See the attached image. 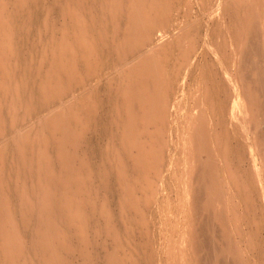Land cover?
Masks as SVG:
<instances>
[{"label":"bare ground","instance_id":"6f19581e","mask_svg":"<svg viewBox=\"0 0 264 264\" xmlns=\"http://www.w3.org/2000/svg\"><path fill=\"white\" fill-rule=\"evenodd\" d=\"M56 1V4L59 3V7H61L60 10H62V14H65L67 17L69 16V22L70 18L71 22L64 24V22H66L64 20L67 17L65 16V19H62L64 26L62 28L60 26V31H57L60 33L62 29V34L60 33V37L55 36L49 46L45 45L47 48H43V50L39 52L37 60H39L40 66L38 65L39 68L37 67L36 71L33 64H30L32 62L30 59L31 62L28 66L26 67L25 65L26 68L23 66L24 69L18 74V72L16 73V70H18V67L20 66L18 61L20 58V46L17 38L20 31L24 30L30 25V23H32L28 22V20V24H22L19 22L18 17L20 16V11L29 2L28 0H0V140L3 138L2 136H6L8 133V126L10 124L8 125L6 120L7 112L10 113V117L12 118L9 119H12V126H14L18 121L20 116L19 112L22 105L24 106V101L26 102L25 105H27V112L31 114L33 112H38L42 108L49 107L53 102L55 103L63 100L65 95L67 96L73 91L76 84H87V79H89V81L91 80L90 78L84 79L85 74L83 71L85 69L83 68L84 70L82 71L80 67L82 63H85V66L87 67L86 77H90V75L97 77L100 75L99 73V75L95 73H97V68L101 62L97 61L95 64L94 61L99 58L101 51H104L103 48H107L108 50L111 49L114 54H117L115 58L117 57L119 59L116 58L117 62H114L115 64L120 65L123 62V67H125V64L129 65L127 68H123L124 70L121 72L119 70L120 67H117L118 69L116 68L115 70H119L116 71L119 72L118 75H114V71V74L111 73V77L107 78V82L111 83L115 82H112L109 78H112L113 80L114 76H116L117 80L116 89L112 94V97L115 96L117 103L116 106L115 104H112L113 106L111 107L113 108V112L111 113L113 116H109L112 119L111 125L115 124L117 131L115 130L116 132L114 134L110 133L112 141H108L110 144L108 146L106 145V149L103 151L104 156L108 158L109 162L107 159L106 161L111 166H106L107 162L105 161L106 164L104 167L108 168L103 169V171L96 173V175L94 172L92 173V171H88V169L91 170L89 166L90 160L85 159L84 155L83 158L80 155L81 151L79 152V148L73 145L74 143L83 140V137L86 136L85 131L83 130V132L80 128H73L70 123L64 126L57 124L52 125L48 122L50 120H48L46 116V119L43 118L44 120L36 129H33L32 131L28 130V132L25 133L20 131V129L19 132L21 134L18 133L19 135L16 136L15 133L17 132H15V135L13 134L14 137L10 136L12 138L11 142L3 141L2 143L1 141L0 264H18V258L23 252L32 253L34 257L37 256V258L41 259L40 261L44 260L41 264H94V256L92 252L89 251L88 246L96 241L94 242L93 238L91 239L89 237L88 230L93 224L92 214H95L98 205L94 198H89V195H91L90 193H94V190L90 191V189L92 188L91 186L96 177H98L101 183L106 186H103L104 189L107 190L111 188L115 182L119 187V190L120 187L122 190L123 196L121 197L119 193L118 195L120 198H118L121 199V205H119L122 206L123 215L126 219L121 218V220H127L128 222L127 225L122 222V224L125 225L123 229L117 228L116 224L113 223L115 220V217L113 218L114 213L112 214L110 209L102 208L105 217L103 227L113 236L117 247H123L125 243L129 244H126L129 248L130 245H132L131 236L129 235L130 232H132L131 228L133 229L134 227L130 226L132 225L130 221L133 216L135 217L140 213L142 216L140 217L142 222L141 226H146L148 228L150 221L148 222V219L146 218V214L149 212L145 213L146 208L151 207L150 209L152 210L153 205V208H156L158 214L164 213V215L168 217L166 218L167 221L171 218L168 216L170 213L169 210L173 212V209L170 206L171 203H169L170 201L167 202L166 207L163 208L162 203L164 197L160 194L162 193L160 190L162 187L159 188L160 185L159 187L157 186L159 183L156 184V181H154V179L152 180L151 176H154L155 173V176H158L159 174L165 176L162 174L165 165L162 163V159L164 158L162 157L164 147L161 145L164 137L167 138L168 136L166 131H171L172 129L170 126L171 123L174 125L169 111L168 96L171 93V89L173 90V87H175L176 79H178V68L184 66L183 63L186 62H189L188 66L190 62L191 65L194 64V62L191 61V58L192 54L195 52V45L193 44L194 40L192 38L190 49L183 54L180 47L177 45L173 44L166 47L163 45L160 46V43H156L155 39L157 28L159 26L165 22L168 23L171 21L170 25L167 24L168 28L169 26L171 28L176 27V21L182 16H187L189 14L193 0ZM221 1L222 0H208V4H210L213 9L214 6H217L216 9H220V5L222 4ZM35 2H37V0H35ZM203 2L206 3L207 0H203ZM9 4L14 5L12 11L9 10ZM210 6L208 5V7ZM227 6L233 7L236 10V14L240 11H243L245 14L243 18L239 20L244 26V35L242 34V40L244 41L243 46L241 43L242 49H239L241 55L240 53L238 54L241 56H238L239 59L241 58V63L238 60V63L240 64V74L238 77L241 81L243 94L246 97H244L243 103L247 100L250 104V110H252L254 114L251 120L256 128L257 152L259 158L261 157L264 162V131L260 126L264 120V0H230V2L227 3ZM86 14L88 15V19L86 18ZM237 17L239 19V16ZM189 21L188 23L190 25L191 23ZM239 21L237 22L239 23ZM123 22H126L125 25H123ZM186 24H184V26L182 24L183 27L181 30L187 27L188 24ZM187 29H190L191 31L192 27H188ZM188 33H190L189 30ZM260 36H262L263 41H261L262 39L258 40V38H261ZM259 42L263 43L260 44ZM205 43L208 44L209 40H206ZM105 51V55H107V50ZM171 51L173 52L172 54ZM176 52L177 55L179 54L178 58L182 60L178 62H182V64L179 63L177 65V72L173 73L174 76L172 78L175 79L177 77L175 83L173 80L170 81L171 78L162 81L165 78L163 76L165 74L164 71L167 73L172 67V64H170V58L175 56ZM213 52H217V50L213 49ZM132 57H134V59ZM130 58H132V60L129 62ZM99 59L101 60V58ZM118 60H120V62H118ZM102 63L105 62L103 61ZM102 63L101 65H103ZM176 64L174 63V66ZM44 66H47V69H43L42 71ZM33 69L34 72L32 71ZM106 76H109V74ZM104 82H102L104 86L101 85L103 89L106 88L105 85H108L107 88L112 89L113 84H106ZM96 85L98 84L96 83ZM233 85L234 79L232 80V86ZM74 89L77 90V87ZM109 91L112 90H108V92ZM85 92H87V90ZM102 92L104 91L102 90ZM9 93H11L12 98L10 97L11 100L8 102L7 99ZM90 93L92 92L89 91V97L87 99L83 97V99L87 100L86 102H84V100L80 102L77 99L75 102V94L72 98V102H74L69 109L79 111L88 106V104L91 105L94 102L97 103ZM81 94L83 95V93ZM81 94L79 92V95ZM84 95L87 94L85 93ZM76 96H78V94ZM104 96L108 97L109 95L106 94ZM173 96L175 95L173 94ZM80 98L81 97H78V99ZM115 100H113V102H115ZM60 102L65 105L62 101ZM197 103H199V101H197ZM97 104H99V102ZM56 106L59 107L58 105ZM93 106L96 107L97 105ZM244 106L246 107V105ZM246 109H249V107H246L245 110ZM57 110H59V108L54 111L56 112ZM65 110L66 109H63L61 106L60 111ZM60 113L64 115L63 112ZM107 116L105 115V119H107ZM239 117L237 116L235 120L239 119ZM83 120H85V118L79 120L81 121L80 125L85 123L88 124V122H86L87 120L85 123H82ZM83 126L85 125H81V128ZM242 126L244 128V125ZM112 127H109V129L111 128L109 132L114 129ZM243 130H245V128ZM243 133L246 132L243 131ZM187 135L192 137H189V139H193V137L195 140L198 139V142H201L204 137H211L207 116L204 114H201V116H189ZM182 136L184 137V135ZM5 139L7 140L8 137ZM173 143L175 142L173 141ZM212 146L213 144L209 138L206 140L204 147L206 150H212L215 153L206 156V159H197L196 157L198 155L194 153L196 149L193 148L191 150V160L186 163L187 177L190 182L185 183L184 181L185 184L182 183L183 188L179 193L180 196L178 195L179 200L181 199V202L179 203H181L180 208L183 215L181 220L180 218H177L173 229L171 230L172 235L168 234V236H165V239H160V241H163L159 243L161 246L159 248L154 246V240L151 241L152 245L151 242L146 245V247L143 244V248H141V245H138L140 242L137 241V245L133 242V244H135L133 250L126 249L127 251H124V247L121 248L124 250H122L123 253H119V256L115 253L109 254L107 264H170L172 263L171 260L174 255H181L182 263L187 264L189 263V252H192L191 261L196 264H244L243 260L239 257V254L232 251V248H234L233 243L232 245H229L230 243L227 244L230 247L232 246L231 249L225 248L229 253L230 251L233 252L232 259L226 257L229 253L225 254L226 252L224 253L223 251L220 254L217 250V239L221 242L223 241L222 243L225 242L222 238L225 236L224 234L227 235V232L231 230L233 222L230 221L227 216L224 208L225 205H221L223 204L222 202L224 201V198H227V193L223 191V186L221 187V181L216 173L218 169H221V177L223 180L227 170V168L225 170V167L228 166V157H225L224 155H227L228 152L223 151L224 148H211ZM168 147L170 146L168 145ZM147 148H149V150L155 148V151L151 150L152 152H150ZM184 148L186 149V146ZM245 148L246 147L243 149ZM190 149L191 148H189V150ZM238 150L239 149H237V151ZM11 151L13 157L11 158L12 160H8L7 154ZM84 154L86 155V153ZM251 154L253 155L254 153ZM174 157L171 159H174ZM216 157L219 159L217 160ZM236 157L239 158L238 155H236ZM195 158L197 160H195ZM252 158L253 157H251V159ZM253 160L255 159L253 158ZM219 165L220 168L218 167ZM171 167L172 166L169 168ZM171 169L169 170L171 171ZM58 170L60 171V177L56 178L55 174H58ZM257 172L258 183L261 188H263L262 191H264V174L260 171ZM13 173L16 178L14 188L11 187L13 184L10 181ZM152 173H154V175ZM218 173L220 174V172ZM155 176L154 178H156ZM169 178L170 177L167 179ZM27 181H30L31 185H28ZM192 181L193 183H191ZM162 182L163 180L161 183ZM163 183L161 184L162 186L165 185ZM255 183L257 182L255 181ZM258 188L259 187L257 186V189ZM242 189L244 190V188ZM260 189L258 191L259 193L261 192ZM111 192H113L111 189L109 192L107 191V193ZM164 194L165 191L163 192V195ZM250 195L253 196L252 194ZM261 197L264 200L263 192ZM250 200L249 202H251ZM119 209H121V207ZM149 214L152 215V213ZM149 214H147V216ZM17 215H20L21 218H18L19 216L17 217ZM94 216L95 215H93V217ZM16 217L19 220H17ZM138 221V224H140V220ZM150 224L152 227V224L154 223ZM12 228L18 230L20 228V230H23L22 232L25 233L29 232V229L31 231L30 244L24 241L21 236L16 239H9L8 230ZM176 232H179L178 239L174 238L173 233ZM220 232H222L221 234L223 237L220 235L222 238H218ZM148 234L142 235H145L147 238V236H150V234ZM163 235L160 237H164ZM156 237H158V235H156ZM132 240L135 241L134 239ZM174 240H179L181 244L178 246L175 245V242L173 245ZM140 241H143V239H140ZM156 241L158 242L157 239ZM231 242H233V240H231ZM218 247H220V245ZM64 252H66V254ZM232 252L230 254H232ZM76 253L81 256L80 258L83 257L82 263H79L78 261V263L76 262V258L78 260V255L76 256ZM164 253L167 255L166 259L163 258L162 254ZM27 257H29V255ZM23 259V262H21L22 264H35L33 262L34 258L31 259L30 257L26 260ZM39 259L36 262H39ZM179 259L181 258L178 257V261ZM96 262L97 261H95V263Z\"/></svg>","mask_w":264,"mask_h":264},{"label":"rangeland","instance_id":"374dc122","mask_svg":"<svg viewBox=\"0 0 264 264\" xmlns=\"http://www.w3.org/2000/svg\"><path fill=\"white\" fill-rule=\"evenodd\" d=\"M186 1H188V0H186ZM224 1L225 0L221 1L222 4L220 5L221 8L219 7L220 9H218V8L216 9L217 6H214V9H213V7H211L210 4H208L209 3L208 0L206 3L203 2V0H201V1L200 0H193V2H192L193 4L189 10L190 11L189 14L187 16H182L178 21H176V24H177L176 27L171 28L169 26V28H168L167 24L170 25V22H171V21H169L168 23L165 22L164 24H162L161 26H159L157 28V35H156V39H155L156 41L155 42L160 43L159 44L160 46L163 45L166 47V46H169V45L171 46L174 44V45H177L178 47H180L182 53L184 54L190 49V46L192 43V38L194 40L193 44L195 45V52H194V54H192V58H191V61L194 62V64H192L193 66L191 65V62L189 64V66H188L189 62H186L187 64L183 63L184 66H181L178 68V71H179L178 76H177L178 79H176L177 77L175 78L176 84H175V87H173L174 91L171 89V91H170L171 93L168 96L169 108H170L169 111H170L171 119H172V122L174 125H172V123H171L170 126L172 127V129H171V131H166L168 136L166 135L167 138L163 136L164 139H163V142L161 145L164 147V153H162V155H163L162 157H164V158L162 159V163L165 165V167H164V171L162 174L165 176H161V174H159L158 176H155L156 173H155V175H154V173H152L156 178H154V176H151L152 180L154 179V181H156V184L159 183V184H157V186L159 187V185H160L159 188L162 187L160 189L162 191V193H160V194H162L161 196L164 197V201L162 203L163 208L166 207L167 202L170 201L169 203H171V205L168 203L173 209V212L171 210H169L170 213L168 216L171 217L169 219L170 221L166 220V218H168V217L166 215H164V213L158 214V212L156 211V208L155 207L153 208V205H152V210L150 209L151 207L146 208V210H145L146 211L145 213H147L149 211L147 214L152 213V215L149 214L148 216L146 214V218L148 219V222L150 221L149 227L147 228L146 226L145 227L141 226L142 222H141L140 217H142V216L140 213L139 214L136 213L137 216H135V217L133 216V218L130 221L132 224L130 226H132V227L134 226L133 229L131 228L132 232H130V235H129V236H131L132 245H130V248H129V246H126V244L127 245H129V244L125 243L123 247H117L116 241L113 238V236L109 232H107V230L103 227V225L105 223V217H104V213L102 210L104 208L110 209L112 214L114 213L113 218L115 217V220L113 223L116 224L117 228L123 229L124 226L127 225L128 222H127V220L126 221L121 220V218L126 219L125 216L123 215L122 206H120L121 205L120 204L121 199H119L120 196L121 197L123 196L122 190L120 187V190H121V192H120L119 187L116 185L115 182L113 183L111 188L106 190V189H104V187H106V186L103 183H101V181L98 179V177H96L94 179L93 185L91 186L93 189L92 188L90 189V191L94 190L93 191L94 193H92V192L90 193V191H89V193L91 194V195H89V198L90 197H91L90 199L94 198L98 205H97V211L95 212V214L91 213L93 224L91 225V227L88 230L89 237L91 239L93 238L94 242L96 241L95 243L88 246L89 251H91L93 256H94V264H107L109 254L115 253L117 256H119V253H123L122 250H124L121 248H124V247H125L124 251H127L129 249L133 250V248H135L133 246L135 244L137 245V241L140 242V243H138V245H141V248H143L144 246L146 247V245H148L152 240H154L155 241L154 246L156 248H159V247H161L159 243H161L163 241V240L160 241V239H163V238L165 239V236H168V234L172 235L171 230L173 229V226H174L177 218H180V220H181L182 215H183L181 208H180L181 203H179V202H181V199L179 200V196H180L179 193L181 192V189L183 188V184H185L186 182L187 183L190 182L189 178L187 177L188 173H187L186 163L191 160V158H190L191 153H192L191 150L193 148L196 149V151H197V152L196 151L194 152L198 155L196 157L197 159L198 158L199 159H202V158L206 159V156H209V155H212L213 153H215L212 150H206V148L204 147L206 144V140H208L209 138L211 139V142L213 144V146L211 148H224L223 151L228 152L227 155H224L225 157H228L227 158L228 166L225 167V170H226V168H227V170H226V174H225V177L223 178V180L221 177L222 176L221 169H218L216 173L218 174L217 176H218L219 180L221 181L220 182L222 184L221 187L223 186L222 187L223 191L225 193H227L226 194L227 198H224V201L222 202L223 204H221V205H225L224 208L226 210L227 216H228L229 220L233 222V226H232L231 230L229 232H227V235L224 234L226 236V238H225V236L223 237V235L221 234L222 232H220L218 238L221 237L220 235H222L223 238L222 237L221 238H222V240H225V242L222 243L223 241L221 242L217 239V245L218 246L220 245V247L217 246V248H218L217 250H218V252H220V254L223 251H224V253L226 252L225 254H227V253H229V251H226V250L228 248L231 249L232 246L230 247L229 245H232V243H233L234 248H232L233 249L232 251L237 252V254H239V257L243 260L244 264H264V200L261 197L262 192L264 194V191H262L263 188H261V186L258 183V172H257V171H260L262 174H264V167H263L264 162L262 161L261 157L259 158V156H258L259 154L257 152V147H256L257 137H256V133H255L256 128L253 125L252 120H251L252 116L254 114H253L252 110H250V104L248 103V101L246 100V102L243 103L245 96H244L243 91H242L241 81L239 80V77H238L240 74L239 73L240 72V70H239L240 64L238 63V60L241 63V58L239 59V57H241L240 56L241 51H239V49L240 50L242 49L241 47L243 46V41H244V40H242V34L244 35V28H243L244 26L241 24V21H239V20L241 18H243V16L245 14L243 11H240V12H238L239 14L238 13L236 14V10L233 7L230 6L231 7L230 8L229 6H227V3L230 2V0H226L225 2ZM28 2L29 3H27L24 6V8L20 11V16L18 17L19 22L22 24H28L27 23L28 20H29L28 22H32V23H30V25L28 27H26L24 30L20 31V34L18 35L19 39L17 38L19 46H20V58L18 59L20 66L18 67V70H16V73L18 72V74H19V72L22 71V69H24L25 65L27 67L31 61L33 63L31 62L30 64H33V67H35V71H36L37 67L39 68L40 62H39V60H37L39 52L42 51L43 48L46 49L47 47L45 45L49 46L50 42L53 41V38L55 36L60 35V33L62 32V29H61L60 33L57 31H60V29H59L60 26H61V28L64 26L62 21L65 19V16H66L65 14H62L63 12H62V10H60L61 7H59L60 6L59 3L56 4V2H57L56 0H37L38 3L35 2V0H28ZM206 4H208L210 7H208V5H206ZM12 5L13 4L8 5L10 11H12L14 9V5L13 6ZM217 12H218V14H217ZM86 16H87L86 18L88 19L87 14H86ZM237 16H239V19ZM68 17L64 20V21H66V22H64V24L71 22V18H70V22H69ZM188 21L191 23L190 25H189ZM223 21H225V22H223ZM237 21H239V23ZM125 23L126 22H123V25H125ZM182 24H183V26H184V24L187 25V27L183 30H181V28L183 27ZM188 27H192V29H191L192 32L190 31V29H187ZM188 30L190 33H188ZM207 31H208V33H207ZM192 33H193V35H192ZM220 33H222V34H220ZM197 34H198V36H197ZM260 37L261 38L260 39L258 38V40L262 39V36H260ZM219 39H220V41H219ZM263 39H264V37H263ZM263 39L261 41H263ZM206 40H209L208 44L205 43ZM241 40H242V42H241ZM241 43H242V46H241ZM259 43L261 44L263 42H259ZM103 49H104V51L102 50L101 53L99 54V58H101L102 61L99 58L98 59L95 58L96 61H94L95 64L97 61H100L101 63L103 61L105 62V63H102L104 65V67H103V65H101V63H99L100 67L98 66V68H97L98 71H97V73H95V74L99 73L100 75L99 74L98 75L99 76L102 75L101 77H99V76L93 77V75H90V77L89 76L86 77L87 76L86 75L87 67L85 66L86 65L85 63H82L80 67H81L82 71L85 69L83 71V73L85 74L84 79L90 78L92 80V82H91V80L89 81V79H87L88 80L87 84H80V85L76 84L75 87L73 86L74 88L77 87V90L73 88V91L70 94H68L67 96L65 95L63 100H60V101H62V103H65V105L61 104L60 101H57L55 103L53 102L52 105H50L49 107L42 108L38 112H36V113L33 112L30 114L26 110L27 105H25L26 102L24 101V106L22 105L21 110L19 112L20 116L18 115L19 116L18 121L15 123L14 126H12V119H9L12 117H10L11 116L10 113L7 112L6 120H7L8 125L9 124L10 125L8 126V131H7L8 133L6 132L7 133L6 136H2L3 140L1 139L0 142L1 141H2V143H3V141L4 142L5 141L11 142L12 138L10 136L14 137L15 134H16V136L21 134L19 132L20 129H21L20 131H23L24 133L28 132V130L32 131L33 129H36L37 127H39L40 123L44 120L43 118L46 119V117H47V119L50 120L48 122L52 125L57 124L60 126H64V125L70 123V124H72L73 128L74 127L80 128L82 131L83 130L85 131V134L88 138L85 136V137H83L82 141L76 142L73 145L79 148V152L80 151L82 152V153L80 152V155L82 157L84 155L85 159L90 160L89 166H90L91 170L88 169V167H89L88 166L87 167L88 171H92V173L94 172V174L96 175V173H99L100 171H103V169L108 168V167H104L106 164L105 163L106 159L108 162H109V160L106 156H104L103 151H104V149H106V145L108 146L110 144V142L112 141L110 133L114 134L117 131L115 128L116 125L115 124L111 125L112 119L110 118L113 116L111 113V112H113V108L111 106H113L114 104L116 106V103H117L115 100L116 99L115 96L112 97V94L114 93V90L116 89V81H117L116 76L119 73L116 71L120 70V72H121L125 69V67L127 68V66H129V65L125 64V67H123L124 66L123 62H122V64H120L121 66L118 64H115L117 62V60H116L117 57L115 58V56H117V54H114L111 51V49L110 50H108L107 48H103ZM213 49L217 50V52H213ZM105 50H107V55H105V53H106ZM108 51H109V53H108ZM110 53H111V55H110ZM112 53L114 54V56ZM172 53L173 52L171 51V54ZM239 53H240V55H238ZM178 55L176 52L175 56H172L170 58L171 59L170 64H172V67L170 68L169 71H167V73H166V71H164L165 74L163 76L165 78L163 77L164 79L162 81H165V79L171 78L170 81L173 80V82L175 83V79L172 78L174 76L173 73L177 72L176 71L177 65L180 63L178 61H182L181 59L178 58L179 57ZM105 56H107V57H105ZM132 58L134 59V57H132ZM132 58L129 59V62L132 60ZM30 59H31V61H30ZM113 59H114V61H113ZM117 59H119V58H117ZM175 59H176V62H175ZM118 62H120V60H118ZM25 63H27V64H25ZM174 63L175 64L177 63V64L174 66ZM180 64H182V62ZM106 65H108V66H106ZM117 67L118 68L120 67L119 70H115ZM100 68H104V69H100ZM43 69L46 70L47 66H44L42 68V71H43ZM32 71L34 72V69ZM108 72H110V73H108ZM187 72H189V73H187ZM111 73H113L116 76H114L112 74L114 76V79L113 80H112V78H109V79H111V81L115 82V83L107 82L108 81L107 78L111 77L110 76ZM183 73H184V75H183ZM108 74H109V76H106ZM104 76H106V77H104ZM91 77H93V78H91ZM103 77L106 80H104ZM226 79L227 80L229 79L231 82L229 80L227 81ZM233 79H234V85L232 86V80ZM183 80H184V82H183ZM97 81H99V82H97ZM104 81H106V82H104ZM102 82H104L106 84L109 83L111 85L113 84L112 89L107 88L108 85L107 86L105 85L106 88L104 87L106 90L103 89V87H101V85L104 86L102 84ZM229 82H230V84H229ZM96 83L98 85H96ZM178 83L180 84V86ZM91 85H92V87H91ZM111 85H110V87H111ZM95 87H96V89L98 88L97 92H96ZM84 88H85V91L87 90V92L84 91ZM100 88L104 92H102V90ZM108 90H112V91H109L111 93H109ZM180 90H181V92H180ZM89 91L93 93V94L90 93V95H92V97L95 99V101L97 103L99 102V104H97L95 102H94L95 104L94 103L91 105L88 104V106H86L85 108H83L79 111L69 109V107L71 106V104L74 101L76 102L77 100H79L81 102L84 100V102H86L87 101L86 99L89 97L88 96ZM79 92H80V94L83 93V95L82 94L79 95ZM85 93L87 95H84ZM75 94L76 95L78 94V96H76ZM95 94H96V96H95ZM106 94L109 96L108 97L104 96ZM110 94H111V96H110ZM173 94L175 96H173ZM11 96H12L11 93H9V96L7 99L8 102L11 100L10 99ZM73 96H74L75 100L73 99L74 101L72 102ZM78 97H81V98L78 99ZM83 97L86 99H83ZM96 97H97V99H96ZM69 98H70V101H69ZM113 100H115V102H113ZM196 100L199 101V103H197ZM237 100H238V102H237ZM58 102H60V103L57 104ZM66 103H68V104H66ZM56 105H58V106L60 105V106L57 107ZM93 105H97V106L95 107ZM244 105H246V107H249V109H246L247 111L245 110L246 107ZM61 106L63 109H66V110L60 111ZM91 106H93V107H91ZM58 108H59V110H57L55 112L54 110H56ZM111 108H112V110H111ZM180 108H181V110H180ZM49 110H53L54 112L49 111ZM171 110H173V111H171ZM60 112H63L64 115ZM182 112H183V114H182ZM21 113H24L26 115L21 114ZM178 114H180V115H178ZM201 114H204L205 116H207L208 121H209V130L211 132V137H208V138L204 137L203 139H205V140H203V139L201 140L202 144L200 141L199 142L197 141L198 139L195 140L194 137H193L194 141H193V139H189L190 136L187 135L189 116H191V115L201 116ZM105 115L106 116L108 115L106 117L107 119H105ZM101 116H102V118H101ZM177 116H178V118H177ZM237 116L238 117L240 116V117H239V119L235 120V118H237ZM23 117H24V119H23ZM84 118H85V120H83L82 123H85V121L87 120L86 122H88V124H86V123L81 124V125H85L82 127L83 128L82 129L81 125H80L81 121H79V120L84 119ZM102 119H104V120H102ZM103 121L105 122V124ZM237 124H239V125H237ZM241 124L244 125L245 130H243L244 128ZM31 126L32 127L34 126V127L32 128ZM260 126H261V129L264 131V129H263L264 128V120L262 121V124ZM9 127H11V128H9ZM84 127H85V129H84ZM109 127L114 128L112 130L114 132H112V131L109 132L111 129V128L109 129ZM22 128H23V130H22ZM10 129H12V130H10ZM243 131L246 133H243ZM15 132H17V133H15ZM166 132H165V134H166ZM180 132H182V133H180ZM10 134H12V135H10ZM173 135H175V136H173ZM182 135H184V137ZM7 137H8V139L6 140L5 138H7ZM108 137H110L111 139ZM84 138H86V139H84ZM190 138H192V137H190ZM165 139H166V141H165ZM144 140H146V139H144ZM108 141H110V142H108ZM173 141L175 143H173ZM178 141L181 143H179ZM182 142H183V144H182ZM239 144H240V146H239ZM168 145L170 147H168ZM179 145H180V147H179ZM241 145L243 148L244 147H246V148L243 149L241 147ZM185 146H186V149L184 148ZM86 148H88V149H86ZM189 148H191V149L189 150ZM154 149L155 148L149 150V148H147V150H149L150 152L155 151ZM177 149H179V150H177ZM237 149H239V150L237 151ZM84 153H86L87 158H86V155ZM251 153H254V154L252 155ZM12 154H13L12 151L7 154L8 160H12L11 159L13 157ZM93 154H95V155H93ZM236 155H238L239 158L236 157ZM173 157H174V159H171ZM251 157H253L255 160H253V158L251 159ZM196 158H195V160H197ZM216 158H217V160L219 159L218 157H216ZM178 159H179V161H178ZM163 160H165V161H163ZM169 160H172V161H169ZM263 160H264V158H263ZM173 161H174V163H173ZM108 162H107L106 166H111V165H109ZM171 163H172V165H171ZM168 166L169 167L172 166L171 167L172 169L169 168ZM218 167L220 168V165ZM168 168L171 169V171ZM165 171H166V174H165ZM218 172H220V174ZM227 174H229V175H227ZM55 177L56 178L60 177V171L59 170H58V174H55ZM168 177H170V178L167 179ZM14 178H15V174L13 173V176L10 178V181L13 184V185H11V187H13V188L15 187L14 184L16 183L15 182L16 178L15 179ZM159 178H161V179L163 178L162 180L164 183L163 182L162 183L165 184L164 186L161 185L162 180ZM8 180H9V178H8ZM254 180L257 183H255ZM184 181H185V183H184ZM30 183L31 182L29 181L28 185H31ZM191 183H193V181ZM192 185H194V184H192ZM257 186L259 187L258 189H257ZM115 188L118 190H116ZM163 188H164V190H163ZM242 188H244V190ZM110 189L113 191V192H111L112 194L107 193V191L109 192ZM259 189L261 191L260 193L258 192ZM164 191H165V194L163 195ZM119 193H120V196L118 195ZM140 193H141V191H140ZM248 193H249V195H248ZM250 194H252L253 196H251ZM112 195H114V196H112ZM140 195H142V194H140ZM244 195H245V197H244ZM106 196H107V198H106ZM115 196H117V197H115ZM250 199H252V200H250ZM112 200H114V201H112ZM249 200L251 202H249ZM110 203H112V204H110ZM120 207H121V209H119ZM119 210H120L121 214H120ZM156 214H157V216H156ZM93 215H95V216L93 217ZM120 215H122V216H120ZM133 215H135V214H133ZM160 215H161V217H160ZM17 217L21 218L20 215H17ZM17 217H16V219H17ZM150 217H151V219H150ZM135 218H136V220H135ZM17 220H19V219H17ZM138 220H140V224H138L139 223ZM122 222H123V224L125 223V225H123ZM150 223H154V224H152V227H151ZM141 227H142V230L144 232L141 230ZM136 229H137V231H136ZM8 231H9V236H8L9 239H16V238H19L21 236L24 241H26V242H28V244H30V242H31V231L29 229H28L29 232H27V233L22 232L23 230H20V228H19V230L16 228H12V229H9ZM135 232H137V233H135ZM148 233L150 234L151 237L147 236V238H146L145 235H147ZM157 233H159V234H157ZM163 233H164V235H163ZM132 234H134L135 236ZM142 234H145V235H142ZM173 234H174V238H176V239L179 238V232L178 233L176 232ZM175 234H177V235H175ZM156 235H158V237H156ZM162 235L164 237H160ZM230 237H231V239H230ZM221 238H220V240H221ZM132 239H134L136 242L133 241ZM140 239L141 240L143 239V241H140ZM156 239L158 240V242L156 241ZM228 239L230 240V242ZM231 240H233V242H231ZM133 242L135 244H133ZM174 243H175V245H178V246L181 244V242L179 240L178 241L174 240L173 245H174ZM218 243H220V244H218ZM228 243H230V244L227 245ZM143 244H144V246H143ZM151 245H152V242H151ZM235 246H236V248H235ZM225 248H227V249L225 250ZM232 251H230V253ZM28 253L29 252H27V253L23 252L22 254H20V257L18 258L19 259L18 264H19V262H20V264H22L21 262H23L22 261L23 258L26 260L27 258L29 259L30 257H31V259L34 258L33 262L35 264L43 263L44 260L40 261L41 259L37 258V256L34 257V255L32 253H29V254ZM64 253L66 254V252H64ZM189 253H190V254H188V259H189L188 262L189 263H187V264H196L195 262L191 261L192 252H189ZM230 253L226 255V257H228V259H232L233 252H232V254H230ZM23 254H24V256H23ZM28 255H29V257H27ZM77 255H78V253H76V256ZM162 255H163V258H165V259L167 258L166 253H164ZM174 256L172 257V260H171L172 263H170V264H173V263L174 264H180V263L183 264L181 261L182 260L181 255L180 256L177 255V256H175V258H174ZM77 257H78V260L76 258V262L78 261L79 263L80 262L82 263L83 257L80 258L81 256H79V255ZM178 257L181 258V259H179V261H181V262L178 261ZM38 259H39V262H36ZM95 261H97V262L95 263Z\"/></svg>","mask_w":264,"mask_h":264}]
</instances>
